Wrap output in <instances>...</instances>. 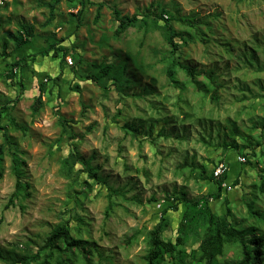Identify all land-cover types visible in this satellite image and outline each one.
I'll use <instances>...</instances> for the list:
<instances>
[{"label":"rangeland","instance_id":"rangeland-1","mask_svg":"<svg viewBox=\"0 0 264 264\" xmlns=\"http://www.w3.org/2000/svg\"><path fill=\"white\" fill-rule=\"evenodd\" d=\"M52 1L0 0V100L3 96L9 99L18 96L12 107H8L0 114V123L7 128L9 139L17 144L19 155L25 162L23 170L29 183L28 196L21 200L15 199L11 205L4 207L14 190L15 182L10 170V156L5 155L3 175L0 178V248H11L13 243V245L17 244V249L19 247L24 250L29 243L34 249L35 243H42L45 233L60 218H75L72 217L74 202L68 198L69 194H73V191L68 189L70 179L59 173L61 158L75 142L74 145L83 156L88 157L94 153L92 163L100 165L102 173L109 174V181H116V186L122 185L125 179L131 177L137 182L136 190L126 193V199H117L121 204L107 219L104 217L107 203L104 192L99 196H94L92 192L84 199L79 197L81 206L76 209L78 214L88 221L91 239L95 241L97 248L112 254V262L104 264H143L142 255L146 247L144 235H140L131 245H127L125 239L138 229L145 231L150 229L164 204L163 191H170L172 184L183 185L182 177L178 178L174 175V164L181 160L185 150L190 154L195 153L196 159L205 160L210 154L211 157L214 156L215 162L221 158V152L212 148L206 151L201 143L193 140L198 136L197 126L190 131L187 141L179 143L173 137L159 139L157 147H153L148 141L139 145L135 140L131 141L130 136L124 138L122 132L111 121L120 106L116 89L106 90L103 88L104 83L95 84L93 81L77 77L69 66L74 64V59L78 56L84 59L81 66L85 71L88 68L87 61L100 62L104 57L110 60L111 55L114 54L113 60L116 62L124 58L128 47L135 49L142 40L141 48L145 58L154 62L153 68L143 81L149 80V75H154L158 85H164L163 91L170 94L171 101L176 92L174 93L169 87L166 88L165 76L159 71L160 63L154 61L158 58V54L152 57L153 49L166 48L161 33L155 30L143 36L141 29L137 31L132 27L118 40L111 38V30L115 24L110 6L116 5L122 13L129 15L142 12L150 4H158L168 9L175 17L186 18L193 14L204 17L211 12H218L219 16L212 22L215 25L213 29L217 42L210 41L209 44L204 45L195 41L187 45L184 54L198 68H214L219 79L224 82L221 91L222 102L217 105L212 115L222 121L225 116L234 117L237 110L241 111L236 123L239 130L247 135L244 127L250 124V114L254 115L251 113L252 104L249 101L252 98L239 102L238 98L242 96L240 88L256 90L258 84L264 83V71H256L254 66L246 64L247 61L242 56L246 55V52H254L261 66L264 67V0H60L54 7L53 21L43 25L48 15L45 4ZM96 2H102L103 6L100 9L98 22L94 23ZM20 23L33 25V36L28 38L21 49H15L13 43L8 41V51L11 52L4 58L1 53L2 41L6 40L4 36L6 33L17 31ZM103 33L107 36L105 43L107 45L102 46L100 38ZM52 42L54 47L52 49L50 47V53L58 46L65 47L68 53L73 49V44L77 48L75 47L74 51H71L72 54L65 57L62 64L50 55L28 60L31 54L48 48ZM224 45L228 46V50L223 47ZM21 56L28 57V69L19 71L18 68L13 67L12 72L22 73L23 85L16 84L10 87L3 81V73L8 69L11 61ZM60 69L63 84L57 88L49 76H54L60 72ZM182 76L183 74L180 75ZM74 80L80 86L78 92L68 88L69 82H75ZM198 80L205 82L202 77H198ZM40 81L46 84V88L53 87L54 90L51 98L42 94L43 106L40 112L33 116L30 107L33 97L37 95ZM187 99L192 106H196L199 96L191 92ZM129 100L127 97L124 115L128 118L143 115L144 111L141 109L144 106L143 101L136 100L138 107L135 108L130 105ZM81 102L87 106L84 115H81ZM258 102L260 104L253 111L256 116L262 117L264 98L259 99ZM166 106L169 108V105ZM206 107H211L210 102H206ZM57 115L73 120L70 123L76 133L82 134L81 140L67 139L65 133H61ZM9 116L15 117L28 127L25 136L7 125ZM185 123L190 124L188 121ZM89 124L94 126L87 131L85 128ZM2 131L3 129H0V142H2ZM59 138L61 140L57 142ZM237 141L240 142L238 138ZM119 142L123 146L121 152L118 151ZM238 158L237 162L239 160L244 162L240 159L242 156ZM236 160L231 153L226 184H229L235 176ZM123 163L129 165L131 171L125 172ZM209 166L212 168L215 165L212 163ZM255 167L260 168L264 165L256 163ZM135 168H139V171L135 172ZM141 168L148 170V179H145L140 171ZM256 168L245 166L240 169L241 184L231 186L228 191L223 192L220 199L212 202V208L220 213L223 212L225 196L229 202H235V206L232 207L236 216L245 214L241 199L243 192L248 190L246 185L252 183L256 177ZM158 171L159 176H157ZM205 184L209 183L205 182ZM212 185L213 183L210 182L209 186ZM75 188L79 189L77 186ZM187 190L188 196L201 193L192 179L187 183ZM133 192L139 193L140 203L130 199ZM151 195L154 196L155 201H149ZM260 199L264 200V197ZM263 200L262 205H264ZM178 215L171 213L173 227ZM70 221L73 224L75 222ZM0 264L3 262L0 261Z\"/></svg>","mask_w":264,"mask_h":264},{"label":"trees","instance_id":"trees-1","mask_svg":"<svg viewBox=\"0 0 264 264\" xmlns=\"http://www.w3.org/2000/svg\"><path fill=\"white\" fill-rule=\"evenodd\" d=\"M59 2L60 0H53L45 4L48 8V15L43 25L53 21L54 7ZM96 5L94 23L98 22L103 3L96 2ZM110 7L115 24L111 30V38L118 40L132 27H135L137 31L141 29L143 36L149 31L158 30L161 33L166 48L153 49L152 57L158 54V58L154 61L160 63L159 71L165 76L166 88L169 87L174 93L176 92L174 99L170 101V94L163 91L164 85H158L154 75H149V80L143 81L153 68L154 62L145 58L143 48H141L142 40L137 44L139 48L128 47L124 58L116 62L113 60L114 54L111 55L110 60L104 57L100 62L87 61L88 68L85 71L81 66L84 59L78 56L75 57L74 64L69 66L70 70L77 77L93 81L95 84L104 83L103 88L106 90L116 89L120 106L113 114L111 121L122 132L124 138L130 136V140H135L139 145L148 141L150 145L157 147L159 139L173 137L179 143L187 141L190 131L197 126L199 127L198 136L192 139L201 143L206 151H209V148L219 150L221 158L218 162L224 161L226 166L219 176H215L214 166L212 168L209 166L212 163L216 165L214 156L211 157L209 154L205 160L196 159L195 153L190 154L185 150V154L174 164L173 168L175 177H182L183 185L172 184L170 191L164 190V204L152 227L146 231L145 229L134 231L125 239V243L131 245L140 235H144L146 247L142 255L143 264H264V205H262L263 199H260L264 197V167H255L256 163L264 165V116L258 117L253 111L260 104L258 100L264 98V83L258 84L256 90L247 87L240 88L242 96L238 98L239 102L252 98L249 101L252 104L251 113L254 115L250 114V124L244 127L247 131L246 135L239 130L236 123L241 111L237 110L234 117L225 116L222 121L212 115L217 105L219 106L222 102L221 91L224 88V82L219 79L215 69L198 68L184 54L187 45L195 41L202 42L204 45L209 44L210 41L217 42L213 29L215 25L212 22L219 16L218 12H211L204 17L193 14L191 17L184 18L175 17L168 9L158 4H150L142 12H135L131 15L122 13L116 5ZM33 31V25L20 23L17 31L6 33L4 36L6 40H3L1 45L2 57L6 58L10 55L8 41L13 43L15 49H21L28 38L33 36ZM105 43H107V36L103 33L100 45H107ZM50 47L51 49L54 47V42L49 44L48 48L31 54L28 60H34L37 56L50 55L62 64L65 57L72 54L76 46L73 44L72 52L69 53L63 46H58L50 53ZM223 47L228 50L227 45ZM242 57H245L246 64L254 66L256 71H264L256 53L246 52V55ZM27 58V56L16 57L3 73V81L10 87L16 84L23 85L22 73L15 74L12 68L16 67L19 71H26L28 69ZM62 70L60 69V72L52 77L49 76L57 88L63 84ZM181 74H183L182 77H180ZM198 77H202L205 82L198 80ZM79 87L76 81L69 82L70 90L78 92ZM53 90V87L46 88L44 82H39L37 95L33 97L30 107L33 116L37 115L43 106L42 94L51 98ZM191 92L199 96L196 106H192L190 100L187 99ZM104 96L107 95L104 93ZM127 97L130 99V105L135 108L138 107L136 100L143 101L144 106L141 108L144 111L143 115L132 118L124 115ZM17 99L18 96L15 99L3 96L0 100V114L8 107H12ZM206 102H210V108L206 107ZM9 103L12 104L8 105ZM166 105H169V108ZM81 107V115H84L87 106L81 102ZM55 113L57 114V111ZM57 119L61 126V133H65L67 139L81 140L82 134L76 133L70 123L73 120L60 115H57ZM185 121L190 124L186 125ZM7 125L20 131L24 136L27 134L28 127L13 116L8 117ZM93 126L94 124H89L85 129L90 131ZM0 129H3L2 142H0V178L3 175L5 155L10 156V170L15 178L14 190L4 206L8 207L15 199L21 200L29 195L27 191L29 183L23 170L25 162L19 155L17 144L9 139L7 128L1 123ZM60 140L61 138L57 142ZM74 144L75 142L61 158L59 173L70 179L68 189L73 191V194H69L68 198L74 202L72 217L75 218H60L45 233L42 243H35L34 249L29 243H27V249L24 248V250L19 247L17 249V244L13 245V243L11 248H0V261L3 264H104L112 262V254L99 250L95 241L91 239L88 221L79 215L76 209L81 206V200L78 198L84 199L92 192L94 196H99L104 192L107 202L104 217L107 219L115 208L120 206L121 203L117 199H126V193L136 190L137 182L131 177L125 179L122 185L116 186V181H109V174L102 173L100 165L92 163L94 153L85 157ZM118 148L120 152L123 149L120 142ZM231 153L235 156V160L239 156L244 158V162L236 160V173L230 182L232 186L241 184L240 169L245 166L256 168L255 179L246 185L248 190L243 192L241 200L245 214L242 213L240 217L236 216L233 211L232 206H235V202H229L225 196L223 197L225 204L223 212L215 211L211 206L212 202L220 199L222 193L227 191L224 182L227 179ZM123 167L125 172L131 171L129 165L123 163ZM134 171L138 172L139 168H135ZM140 171L145 179H148V170L141 168ZM159 175L158 171L157 176ZM190 179L198 185L201 193L188 196L187 183ZM205 182L209 184L206 185ZM210 182L213 183L212 186H209ZM138 195V192H133L130 199L140 203L141 199ZM155 200L151 195L149 201ZM68 211L70 212V209ZM171 213L179 214L174 227ZM70 220L75 221L74 224Z\"/></svg>","mask_w":264,"mask_h":264},{"label":"clouds","instance_id":"clouds-1","mask_svg":"<svg viewBox=\"0 0 264 264\" xmlns=\"http://www.w3.org/2000/svg\"><path fill=\"white\" fill-rule=\"evenodd\" d=\"M240 159L244 160L243 157L240 158ZM220 165H221L222 171H221L220 173H218V174H215L216 169H217ZM224 169H226L225 163H224L223 161L217 162L216 165L214 166L213 174H214L215 176H219V175L223 172ZM231 186H232L231 183L226 184V183L224 182V187L227 189V191H228V189H229Z\"/></svg>","mask_w":264,"mask_h":264},{"label":"built area","instance_id":"built-area-1","mask_svg":"<svg viewBox=\"0 0 264 264\" xmlns=\"http://www.w3.org/2000/svg\"><path fill=\"white\" fill-rule=\"evenodd\" d=\"M68 61L70 62V59H68ZM222 171L221 165L216 169L215 174H218Z\"/></svg>","mask_w":264,"mask_h":264}]
</instances>
